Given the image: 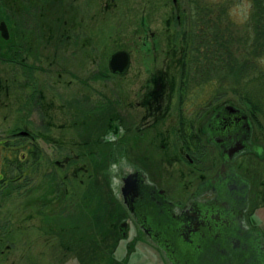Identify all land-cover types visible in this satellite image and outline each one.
Returning <instances> with one entry per match:
<instances>
[{"label":"rangeland","instance_id":"1","mask_svg":"<svg viewBox=\"0 0 264 264\" xmlns=\"http://www.w3.org/2000/svg\"><path fill=\"white\" fill-rule=\"evenodd\" d=\"M61 2L63 12L43 13L44 33L35 37L39 40L30 53L19 51L16 62H10L8 44L0 35V142L25 130L50 156L45 159L37 150L35 156L27 154L24 159L17 148L15 159H21L28 170L22 177L18 175L24 173L3 161L0 153V171L6 177L0 181V264H75L77 257L105 264L108 258L118 259L125 244L116 228L111 229L122 215L118 174L131 166L141 167L159 179L161 189L172 198L200 181L203 167L211 169L212 152L204 165L203 157L196 164L187 163L184 151L178 153L181 161L169 164L172 150L177 148L176 128L172 127L179 126L180 96L176 93L182 91L185 61L181 51L192 9L197 5L203 19V6L214 10V4H223L228 14L219 23L231 22L228 27L236 32H242L250 12L247 0H177L175 6L172 0ZM7 3L0 0V22L8 30L12 15ZM120 50L131 57L124 78L108 69L110 56ZM156 71L166 72L174 80L176 93L168 116L154 129L139 133L136 130L144 126L141 119L146 112L136 102L141 101L143 88H150ZM186 93L190 106L187 110L186 105L181 107L182 117L191 118L197 131L227 105L249 114L235 95L204 106L203 86ZM29 97L31 105L26 104ZM252 124V140L259 144L258 155L264 156V131ZM126 127L136 128L128 132ZM163 132L174 136L168 141L156 135ZM239 166L245 177L256 174L253 186L260 187L264 159L247 156ZM103 235L111 237L110 242ZM59 236L68 249L64 243L61 246ZM104 244L110 245L111 257L104 256Z\"/></svg>","mask_w":264,"mask_h":264},{"label":"flooded vegetation","instance_id":"2","mask_svg":"<svg viewBox=\"0 0 264 264\" xmlns=\"http://www.w3.org/2000/svg\"><path fill=\"white\" fill-rule=\"evenodd\" d=\"M176 2L177 0H172L174 6ZM7 4L12 15L11 20L9 19L12 27L8 29L9 39L6 43L9 60L13 63L18 60L19 51L30 53L39 40L35 37L44 33L41 27L43 13L58 14L63 11L61 0H8ZM179 18L178 16V23ZM51 32L53 33V28ZM150 35L155 38L153 33ZM27 39L30 42H25ZM130 67L131 57L129 70ZM127 73L116 76L124 78ZM151 77L150 88L145 91L143 88L140 93L141 101L136 102L137 107L146 112L141 119L144 126L136 130L139 133L154 129L160 120L168 116L176 91L174 80L166 72L161 74L156 71ZM15 82L14 77L11 83ZM176 94L180 96L177 99L180 120L178 127H172L176 128L177 148H173L169 164L181 161L177 158L178 153L184 151V160L187 163L196 164L203 157L204 165L209 158L208 154L212 152L211 169L203 167L200 181L191 190L174 198L161 189L159 179L141 167L131 166L126 172L118 174V207L122 215L121 221L111 229L116 228L117 236L125 244L123 253L117 255L118 259L114 256L113 260V252L108 250L110 245L104 244L107 246L101 247L104 256L111 257L104 263L264 264V181L260 183V187L253 186L256 174L251 178L245 177L239 166L240 161L247 156L260 161L264 159V156L258 155L259 144L252 140L253 127H235L234 119L230 118L233 127L205 126L197 131L191 118L182 117L185 112L181 107L186 105L187 110L190 106L189 95L182 91ZM26 104H32L30 97ZM226 107L230 106L222 107L219 111ZM200 109H203V104ZM150 119L151 123L148 121ZM28 124L30 123L25 127ZM134 128L136 127L125 129L132 132ZM213 134L215 141L212 140ZM156 135L168 141L174 136L166 132ZM36 140L28 131L14 132L10 138L0 142L3 161L22 162L19 158L15 159V151L19 149L24 153V159L27 154L30 157L35 156L37 150L39 156L50 158L39 148ZM33 146L35 149H32ZM9 153L10 156L7 155ZM51 161L59 164L57 159ZM5 180V175L0 171V181ZM111 215L115 216V213ZM59 238L63 247V238ZM102 239L110 242L111 237L103 235ZM65 248L68 249L66 244ZM96 255L100 256L99 253ZM75 264L97 263L93 258L87 260L77 257Z\"/></svg>","mask_w":264,"mask_h":264},{"label":"trees","instance_id":"3","mask_svg":"<svg viewBox=\"0 0 264 264\" xmlns=\"http://www.w3.org/2000/svg\"><path fill=\"white\" fill-rule=\"evenodd\" d=\"M247 1L250 12L242 32L229 28L231 22L219 23L221 16L228 14L223 4H214V10L203 6V19L194 5L192 13H197H191L190 30L185 33L181 51L185 62L180 87L186 92L203 86L204 106L235 95L249 114L240 109L264 131V0ZM15 162L10 165L15 164L22 173L27 171L24 164Z\"/></svg>","mask_w":264,"mask_h":264},{"label":"water","instance_id":"4","mask_svg":"<svg viewBox=\"0 0 264 264\" xmlns=\"http://www.w3.org/2000/svg\"><path fill=\"white\" fill-rule=\"evenodd\" d=\"M0 35L3 39L9 38L7 26L4 22H0ZM130 55L126 51H117L113 53L108 61V68L112 74L124 76L129 70ZM230 118L235 121V127H251L247 115L237 107H226L218 111L207 123L206 127H233L231 126ZM215 135H212V140L215 141Z\"/></svg>","mask_w":264,"mask_h":264}]
</instances>
